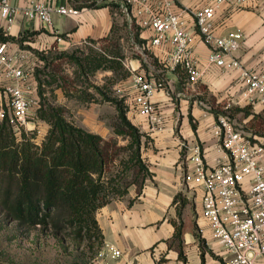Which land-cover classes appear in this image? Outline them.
<instances>
[{"label": "crops", "instance_id": "crops-1", "mask_svg": "<svg viewBox=\"0 0 264 264\" xmlns=\"http://www.w3.org/2000/svg\"><path fill=\"white\" fill-rule=\"evenodd\" d=\"M50 6L67 4L81 10L80 15L66 16L54 13L53 23L48 25L39 19L30 20L18 13L10 28L0 17V29L5 36L36 48L68 50L89 39L103 41L110 33L115 20L125 15L141 27L140 37L151 38L146 21L148 9L131 7L128 14L122 10V0H98V6H87L94 0H37ZM164 0H149L154 10L163 7ZM214 0H173V8L195 9L210 5ZM11 5L25 7V0H10ZM187 20L193 28L189 14ZM218 35L241 31L244 40L236 56L248 67L264 72V0H249L243 5L223 4L215 15ZM16 46L19 42L10 41ZM20 45V46H22ZM172 49L170 43L153 47L150 51L157 59L153 66L158 76L167 81V91H157L152 100L157 103L164 118V126L150 132L146 116L136 110H128L129 119L144 133L142 157L149 169L139 190L131 189L127 195L117 197L96 212L102 230V247L93 264H222L215 253L209 223L202 215V187L195 185L188 176L193 173V156L196 147L207 164L214 165L226 153L218 148L214 129L218 123V108L208 102L212 98L215 107H250L253 114L245 116L247 122L254 114L264 113V104L256 97H245V86L238 69L208 64L209 48L195 35L193 50L203 74L197 83H190L185 73L156 69L164 64ZM135 67L140 66L138 60ZM166 66V65H165ZM129 83V96L132 87ZM128 96V97H129ZM217 111V112H216ZM216 112V113H215ZM99 133L94 128L85 127ZM101 134V133H100ZM178 196V197H177ZM177 228L180 229L177 235ZM176 234V236H175ZM114 250L121 251L116 255Z\"/></svg>", "mask_w": 264, "mask_h": 264}, {"label": "built area", "instance_id": "built-area-1", "mask_svg": "<svg viewBox=\"0 0 264 264\" xmlns=\"http://www.w3.org/2000/svg\"><path fill=\"white\" fill-rule=\"evenodd\" d=\"M25 1L26 6L21 8L11 5L10 0H0V17L6 20L7 29L18 13L48 25L53 23L54 13L66 16L81 13L67 4L50 6L37 0ZM248 1L214 0L204 7L175 10L173 0H164L163 7L154 10L149 0H122V10L125 14L131 7L149 10L146 24L152 36L141 48L151 50L170 43L172 49L164 61L169 70L182 68L190 83L199 81L203 70L193 50L198 34L209 48L208 64L238 69L245 97L251 100L256 97L264 104V72L246 66L236 56L244 40L243 33L230 31L218 35L215 26V15L221 5L239 6ZM185 14L191 17L194 30ZM34 56L27 48L0 40V121L8 118L16 133L27 128L41 107L38 81L31 66ZM128 67L132 87V94L125 98L128 110L144 114L150 132L162 129L164 118L152 97L157 91H167L166 79L132 63ZM214 133L218 148L225 151L226 157L218 158L214 165L207 164L197 146L193 173L188 179L203 189L202 215L217 243L215 253L222 264H264V135L236 125L224 114L218 116ZM114 253L120 255L121 251Z\"/></svg>", "mask_w": 264, "mask_h": 264}, {"label": "trees", "instance_id": "trees-1", "mask_svg": "<svg viewBox=\"0 0 264 264\" xmlns=\"http://www.w3.org/2000/svg\"><path fill=\"white\" fill-rule=\"evenodd\" d=\"M87 6L97 7L98 4L93 1ZM114 32L115 24L103 41L112 38ZM24 39L5 36L0 29L1 41H16L22 45ZM133 39L140 46L146 43L139 31L134 33ZM88 41L98 42L94 39ZM143 52L153 58V64L157 63L148 49H143ZM62 53L76 63L78 75L86 80V89L81 90L77 98L83 102H110L115 105L114 131L129 137L131 153L127 161L138 168L142 186L150 175L142 157V147L147 146L149 138L143 143L144 133L129 119L125 98L112 96L108 88L90 81V76L99 70L118 73V79L131 75L122 61L121 45L110 43L101 51L90 49L88 53L83 49L79 55L69 50ZM39 56L48 59L41 53ZM140 58L143 62V57ZM177 71L181 77L185 76V73ZM41 72L42 69L37 71L38 74ZM48 77L43 80L39 76L37 78L41 107L36 115L50 125L42 145L34 141L35 133L22 130L17 134L8 118L0 121V223L5 227L16 224V228H24L25 232L39 227L60 233L72 227L77 238L102 242L103 233L96 212L116 197L126 195L132 182L123 185L124 175L118 173L114 177L107 172L109 155L105 153L102 135L75 125L66 118L63 106L46 100V84L50 85L55 80L51 74ZM91 87L94 91L89 89ZM236 110L243 111L245 116L253 114L250 107ZM179 230L177 228V235Z\"/></svg>", "mask_w": 264, "mask_h": 264}, {"label": "rangeland", "instance_id": "rangeland-1", "mask_svg": "<svg viewBox=\"0 0 264 264\" xmlns=\"http://www.w3.org/2000/svg\"><path fill=\"white\" fill-rule=\"evenodd\" d=\"M140 29L139 25L122 15L115 20V32L112 38L99 43L87 41L80 45H71L68 50L75 51L79 55L83 49L86 53L90 49L101 51L110 43H119L124 53L122 61L128 71H130L128 65L132 63L136 66L137 61L134 60H138L142 70L153 71L158 75L157 70L154 69L155 64L152 63L153 58L145 54L141 46L134 42V33L140 32ZM21 47H28L27 49L37 58V60L33 59L32 63L30 62L36 79L38 76L42 80L49 79V74L53 75L55 79L50 85L46 84L44 94L46 100L53 105L63 106L66 118L75 125L98 130V134L101 133L100 135L104 137L105 153L109 155L107 172L114 177L118 173L124 175L123 185L132 182L128 193L134 188L139 190L142 176L138 174V168L127 161L131 153L130 139L128 136L117 134L114 131L113 124L117 116L115 105L110 102H83L77 98L81 90L86 89L87 84L86 80L78 75L76 63L62 55L65 50L45 47L39 49L30 44H24ZM40 53L48 59H41ZM149 54L151 55L152 52L150 51ZM140 56L143 57V62ZM157 66L156 69L162 70L161 73L166 74L168 68L164 64ZM39 69L43 70L40 74L37 73ZM118 76V73L108 69L99 70L90 76V81L94 85L108 88L112 96L127 98L129 96L128 82L131 75L121 79H118ZM58 84L62 86H58ZM89 89L94 91L92 87ZM96 97L101 98L98 93H96ZM208 102L213 105L214 110L218 108V112L228 115L236 125H243L259 135H264V113L254 114L247 122H244L243 116L231 108L215 107V103L210 97H208ZM36 114L32 118V122L23 130L35 133L34 141L38 145H42L50 125L39 119ZM34 125L35 128H32ZM17 134H21V132ZM23 229L16 228V224L5 227L0 223V264H93L102 247L101 240L90 241L77 238L72 227H68L60 233H56L53 229L39 227L26 232Z\"/></svg>", "mask_w": 264, "mask_h": 264}]
</instances>
